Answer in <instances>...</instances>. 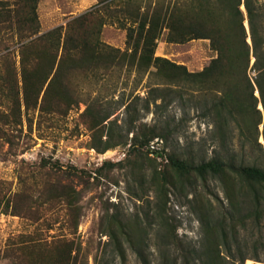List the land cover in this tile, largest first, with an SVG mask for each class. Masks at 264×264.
I'll use <instances>...</instances> for the list:
<instances>
[{
	"label": "trees",
	"instance_id": "1",
	"mask_svg": "<svg viewBox=\"0 0 264 264\" xmlns=\"http://www.w3.org/2000/svg\"><path fill=\"white\" fill-rule=\"evenodd\" d=\"M40 1L0 0V146H7V156L22 155L36 139L46 138V127L61 129L71 111L84 105L78 123L90 133L89 148L98 154L124 148L127 154L96 168L70 166L74 174L43 157L29 172L22 165L17 190L0 180V213L34 225L30 233L8 237L0 260L90 264V248L77 236L85 207L74 178L89 189L103 180L119 184L113 174L124 170L127 193L148 209L141 204L142 211L130 216L118 204L103 202L98 228L107 240L99 243L94 264H114L117 258L125 263L128 249L141 264H154V249L156 264H230L241 229L264 220V1L97 0L87 12L44 33ZM107 26L126 32L125 49L103 40ZM164 32L170 44L209 41L215 56L200 71L157 56ZM124 74L134 75L138 85L146 79L148 97L132 94L115 101ZM190 91L207 100L214 155L198 161L159 149L152 156L150 144L160 139L167 147L176 129L168 122H144L141 111L184 101ZM122 107L123 120L114 116ZM211 178L222 184L227 208L215 207L206 192ZM173 195L184 197L201 223L197 245L181 238L179 225L168 219ZM59 223L68 235L49 234ZM247 258L242 255L241 264Z\"/></svg>",
	"mask_w": 264,
	"mask_h": 264
},
{
	"label": "rangeland",
	"instance_id": "2",
	"mask_svg": "<svg viewBox=\"0 0 264 264\" xmlns=\"http://www.w3.org/2000/svg\"><path fill=\"white\" fill-rule=\"evenodd\" d=\"M264 1V0H260ZM97 3V0H41L39 4V16L42 33L54 29L60 25H65L71 18L79 16ZM103 40L116 48L125 49L126 32L115 27L107 26L103 31ZM157 56L165 57L178 64L185 65L190 71H200L210 59L215 56L211 50L209 41L194 40L186 44H170L166 41V32H164L158 42ZM116 81V80H115ZM138 79L134 75L126 77L124 74L120 80L118 92L115 94L114 100L124 98L128 100L129 96L148 97V81L145 79L141 85H138ZM193 91L187 95L184 101L176 100L168 107L162 109L151 106V111L142 110V120L149 124L166 122L171 124L175 130V134L166 143L159 145L160 150L165 151L177 150L196 160H207L214 155L217 149V143L214 138L212 117L206 112L207 100L202 96L198 97ZM112 100V97H109ZM140 105V108H142ZM85 106L82 105L78 111H71L66 125L61 129L44 130L45 139H36V131L32 134L36 139L34 144L28 151L17 157L7 156L5 154L7 146H0V180L11 181L14 191L19 188V176L22 174V165L29 172L35 169L41 163L43 157L51 158L52 161H59L61 167L66 172L74 174L75 169L70 166L83 168H96L101 166L104 161L110 160L119 162L126 158L127 151L124 148H118L108 151L105 154H98L95 150L90 149L88 144L90 141V133L83 125L78 123L79 115L84 111ZM123 120L125 109L122 107L114 115ZM263 127L261 126V129ZM27 124L24 125V132H27ZM36 129V126H35ZM263 139H261V142ZM25 164H23L24 162ZM116 179L119 184L112 181L103 180L102 184L95 185L89 189L79 185V180L75 179L78 189L83 192L81 204L85 207V216L83 217L78 228L77 236L83 245L90 248V264H94L93 256L99 249V243L107 240L99 232L98 224L102 216L103 202L110 201L118 204L124 209L126 214L133 215L136 209L142 211L144 205L145 210L148 209L146 202H139L127 193V177L125 171H115ZM67 177V174L65 175ZM93 181V180H92ZM208 195L212 198L215 207L223 209L228 207V202L222 184L211 178L208 181ZM151 199L155 196L152 192ZM101 197L102 200H101ZM142 204V206H141ZM168 219L179 225L178 234L186 242L197 245L202 237L201 223L197 215L192 210L184 197L171 196L169 202ZM113 210V208H112ZM144 214V213H141ZM162 219L156 220L155 229L158 231L162 227ZM44 234L47 224L42 225ZM34 230V225L30 222L11 215L0 213V249L5 247L9 236L18 233H30ZM69 230L61 223L57 224L49 234L68 235ZM156 239L153 236L152 245L155 248ZM233 249V256L230 264H241V256H247L245 264H264V220L260 224L250 222L245 228L239 232L237 241ZM241 250H237V246ZM255 257H259L256 261ZM152 260L156 264L158 254L154 249L152 251ZM0 264H8L5 260H0ZM114 264H141L137 255L132 249H128L127 261L124 263L119 258L115 259Z\"/></svg>",
	"mask_w": 264,
	"mask_h": 264
},
{
	"label": "built area",
	"instance_id": "3",
	"mask_svg": "<svg viewBox=\"0 0 264 264\" xmlns=\"http://www.w3.org/2000/svg\"><path fill=\"white\" fill-rule=\"evenodd\" d=\"M161 143H164V141L163 140H160V139H156L155 141H153L151 144H150V146H149V149H150V152H151V155L152 156H154V150H159L160 149V147H159V145L161 144Z\"/></svg>",
	"mask_w": 264,
	"mask_h": 264
},
{
	"label": "water",
	"instance_id": "4",
	"mask_svg": "<svg viewBox=\"0 0 264 264\" xmlns=\"http://www.w3.org/2000/svg\"><path fill=\"white\" fill-rule=\"evenodd\" d=\"M242 9H243V11L245 12V7H244V6L242 7ZM246 26H247V28H248V22H247V21H246ZM248 29H249V28H248ZM249 42H251L250 39H249ZM254 61H255V58H253L252 63H254ZM256 95L259 96V92H258V91H257ZM260 108L262 109V106H261Z\"/></svg>",
	"mask_w": 264,
	"mask_h": 264
}]
</instances>
